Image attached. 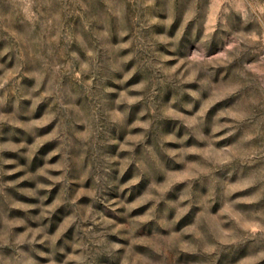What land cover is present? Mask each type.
I'll return each mask as SVG.
<instances>
[{"label":"clouds","instance_id":"obj_1","mask_svg":"<svg viewBox=\"0 0 264 264\" xmlns=\"http://www.w3.org/2000/svg\"><path fill=\"white\" fill-rule=\"evenodd\" d=\"M0 264H264V0H0Z\"/></svg>","mask_w":264,"mask_h":264}]
</instances>
